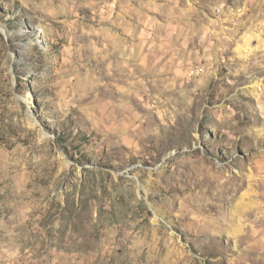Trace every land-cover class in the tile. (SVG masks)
Segmentation results:
<instances>
[{
  "label": "rangeland",
  "instance_id": "obj_1",
  "mask_svg": "<svg viewBox=\"0 0 264 264\" xmlns=\"http://www.w3.org/2000/svg\"><path fill=\"white\" fill-rule=\"evenodd\" d=\"M0 264H264V0H0Z\"/></svg>",
  "mask_w": 264,
  "mask_h": 264
},
{
  "label": "built area",
  "instance_id": "obj_2",
  "mask_svg": "<svg viewBox=\"0 0 264 264\" xmlns=\"http://www.w3.org/2000/svg\"><path fill=\"white\" fill-rule=\"evenodd\" d=\"M193 70L191 71V74H192Z\"/></svg>",
  "mask_w": 264,
  "mask_h": 264
}]
</instances>
